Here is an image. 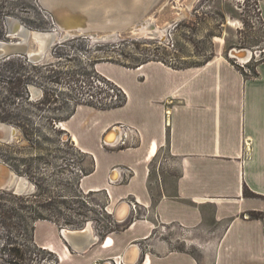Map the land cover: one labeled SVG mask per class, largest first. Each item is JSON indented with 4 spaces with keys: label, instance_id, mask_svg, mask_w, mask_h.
<instances>
[{
    "label": "crops",
    "instance_id": "crops-1",
    "mask_svg": "<svg viewBox=\"0 0 264 264\" xmlns=\"http://www.w3.org/2000/svg\"><path fill=\"white\" fill-rule=\"evenodd\" d=\"M259 15L264 23V0ZM258 61L245 63H255V77L221 55L183 69L158 61L97 64L125 101L104 110L77 105L61 122L90 160L78 190L101 195L109 218L134 200L146 214L127 211L102 237L86 224L59 240L37 241L35 226V243L57 264L127 261L130 247L137 251L131 264H264V62ZM118 124L137 130L135 143L103 147L101 139Z\"/></svg>",
    "mask_w": 264,
    "mask_h": 264
},
{
    "label": "rangeland",
    "instance_id": "rangeland-1",
    "mask_svg": "<svg viewBox=\"0 0 264 264\" xmlns=\"http://www.w3.org/2000/svg\"><path fill=\"white\" fill-rule=\"evenodd\" d=\"M6 18L20 22L30 33L54 32L57 41L37 63L23 55L0 59V124L14 131L0 141V163L13 174L11 186L0 189V249L8 236L2 213L9 209L14 210L8 220L14 226L12 237L17 236L21 218L29 223L28 217L38 215L56 224L36 221L37 241L53 236L59 240L62 229L80 230L86 224L100 237L114 229L108 224L103 197L79 192L78 179L90 168V160L66 142L60 128L77 104L113 102V95L97 82L105 79L107 85L112 84L97 73V64L133 67L159 60L178 69L200 65L216 55L233 62L228 56L232 49H247L253 59H264L259 0H156L138 27L145 29L146 36L155 37L106 42L83 37L59 42L63 32L56 29L39 0H0V42L18 41L6 37ZM29 45L35 49L33 42ZM253 64L248 66L253 68ZM31 87L40 91L36 99H32ZM20 179L26 186L15 194Z\"/></svg>",
    "mask_w": 264,
    "mask_h": 264
},
{
    "label": "bare ground",
    "instance_id": "bare-ground-1",
    "mask_svg": "<svg viewBox=\"0 0 264 264\" xmlns=\"http://www.w3.org/2000/svg\"><path fill=\"white\" fill-rule=\"evenodd\" d=\"M41 2L53 12L58 24L66 30L78 26L102 30L128 28V33L131 35L138 33L145 35V29L139 31L138 27L148 8L151 6V0H41ZM6 24L7 32H13L12 34L15 33V35H7V37L20 40L16 42L11 40L8 42L9 44L0 42V51L3 53L6 52L8 47H18L24 44L26 46L27 55L30 56H28L30 60L39 59L40 61L41 58H37L38 55L41 56L48 43L52 44L57 40L55 34L52 32H42L40 34L27 32L21 27L20 22L11 18ZM64 33L66 35V31ZM64 33L62 36H65ZM29 42L35 44V49L30 50ZM231 53L239 56L238 59L242 63H247L253 56V53L247 49H233ZM230 57H232V55H230ZM31 96L32 99H36V92L32 91ZM8 132L9 134H14L13 130L9 131L6 125L0 124V134L3 135L5 133L7 135ZM18 181L17 187H15L16 191L20 187L25 186V183L21 179ZM10 183L11 179H9L7 186L10 185ZM123 207L121 215L120 212L117 211V215L120 219H124L128 211L126 206ZM70 232V230L62 229L60 236L63 237V233L71 234ZM128 252L132 256L128 258L126 262L131 264L135 260L137 251L135 248H132Z\"/></svg>",
    "mask_w": 264,
    "mask_h": 264
},
{
    "label": "trees",
    "instance_id": "trees-1",
    "mask_svg": "<svg viewBox=\"0 0 264 264\" xmlns=\"http://www.w3.org/2000/svg\"><path fill=\"white\" fill-rule=\"evenodd\" d=\"M97 44H101V43H97ZM209 60H207V61H209ZM152 61L162 62L159 60H152ZM207 61H205V62H207ZM99 62H101V60ZM146 62H150V61L147 60L141 64H144ZM230 62L232 65H234V67L238 71L243 73L245 76L255 77L257 75L256 70L254 68L255 63L253 64V68H250L248 66L250 63L248 65H246V68L249 70V74H246L245 73L246 72L245 67H240L239 65L233 63L232 61H230ZM258 62H264V59H261ZM111 63H113V62H111ZM204 63H202V64H204ZM202 64H200V65H202ZM137 65H140V64H137ZM200 65H195V66H200ZM189 67H193V66H189ZM185 68H188V67H185ZM174 69H176V68H174ZM178 69H183V68H178ZM102 81H105V79ZM105 82H107V81H105ZM124 101H125V96H124V94H122L121 97L119 98V100L116 102L111 101L112 103H110V104H104V105H100V106H95V105L89 104V106L104 110V109H111V108L121 106L124 103ZM73 110L71 111V113L73 112ZM66 142H69L71 144V141H69L68 139L66 140ZM90 170L91 169L89 168L88 170L84 171L82 174H86V172H90ZM244 194H245V196L249 195L248 192H245ZM8 195L14 197L16 200L21 199L19 196L11 195L10 193ZM25 197H26V199H29V198L35 199V195H26ZM13 213H14L13 209H9L8 211L2 213V217H3L2 226L5 227V230L7 231L8 236L6 237L5 241L3 243H1V249H0V261H1V263L2 264H57L58 259H57L56 255L53 252H51L50 250H47V249H44V248L38 246L35 243V239H34V231H35L34 226H35L36 221L47 220L51 223H54V224H56V223L54 221H52L51 219L42 218L39 215L35 216V217H28L29 221H30L29 223H27V220H25L24 218H21V220L19 222L20 224L18 225V228H17V231H18L17 236L12 237L10 234V231L12 228H14V226H13V224L9 223L10 221H8V220H10L13 217ZM32 214L35 215L33 211H32ZM252 216L256 217V215H254V214ZM109 219H111V217ZM109 221L110 220H108V222Z\"/></svg>",
    "mask_w": 264,
    "mask_h": 264
},
{
    "label": "water",
    "instance_id": "water-1",
    "mask_svg": "<svg viewBox=\"0 0 264 264\" xmlns=\"http://www.w3.org/2000/svg\"><path fill=\"white\" fill-rule=\"evenodd\" d=\"M39 1L41 3L42 7L49 12L50 17L53 19V22L55 24L56 29L62 31L63 33L66 31V35L62 36L61 39L58 40L59 42H61L63 40H67L69 38H75V37L88 38L89 40H91L93 42L117 41V40L125 38V37L126 38H136V37L152 38V37H155V36L141 35L139 33L135 34V35H131L128 33V28L119 29V30H110V29L102 30V29H96V28H89V27H85V26H78L76 28H69L66 30L64 27H61L58 24L53 12L48 7L44 6L42 4L41 0H39ZM155 1L156 0H151L150 5L152 3H154ZM145 16H146V14H145ZM8 20H10V18H6V23L8 22ZM167 25H169V22L165 26H167ZM12 33L13 32H11V33L7 32L6 37H7V35H15V33L14 34H12ZM52 33H54V32H52ZM18 55L25 56L29 62H32V63L39 62V59L30 60V58L28 57L27 52H26V46L24 44H21L18 47H8L6 49L5 53L0 51V59H8L9 57L18 56ZM230 55H232V58H236V59H238V57H239V56H236L235 54H232L231 50L228 52V56H230ZM7 139H9V138L7 137V135L5 133L3 135L0 134V141H5ZM11 177H13V174L10 171L9 167L3 163H0V189H6V188H9L11 186L10 185L7 187V183ZM14 192H15V194L16 193L20 194L23 192V190L21 189V190L16 191L14 189ZM120 207H123V206L120 205ZM119 208L116 209L114 214H115V217L118 221H122L123 219H120L117 215V211ZM80 231H82V230H80Z\"/></svg>",
    "mask_w": 264,
    "mask_h": 264
},
{
    "label": "built area",
    "instance_id": "built-area-1",
    "mask_svg": "<svg viewBox=\"0 0 264 264\" xmlns=\"http://www.w3.org/2000/svg\"><path fill=\"white\" fill-rule=\"evenodd\" d=\"M229 58L233 59V62L237 65H239L240 67H244L245 63H242L241 61H239V59L236 58H232L229 56ZM99 86L108 89V91L110 92V94L113 95L112 100L114 102L118 101L119 98L121 97L122 94H124V92L115 84H109L107 85V82H105L106 85H104V83L102 81H97ZM164 124L165 126H169V121L167 119V117L164 120ZM64 137H66V135L64 134ZM138 138V132L136 129L124 125V124H118L115 127H112L107 133L106 135L101 139V145L105 148H110V149H115V148H122V147H126V146H131L135 143V139ZM67 140V137H66ZM121 174H123L124 176L128 174L127 170L124 171H120ZM122 180V178H120V181ZM113 182V181H111ZM121 206H125L124 204H120ZM126 206L128 207V214L136 217H144L145 216V212L142 208V206L137 202V201H129ZM120 207V206H119ZM120 221H118L115 217V214H113L111 216L110 221L108 222V224L110 226H115L116 224H118ZM161 230H165L164 228H161ZM133 247H130L128 250L132 249ZM128 264L125 259L123 257H117L116 259H113L111 261H107L104 264Z\"/></svg>",
    "mask_w": 264,
    "mask_h": 264
},
{
    "label": "flooded vegetation",
    "instance_id": "flooded-vegetation-1",
    "mask_svg": "<svg viewBox=\"0 0 264 264\" xmlns=\"http://www.w3.org/2000/svg\"><path fill=\"white\" fill-rule=\"evenodd\" d=\"M15 23H16V22H15ZM14 30H17V29H14ZM18 31H19V30H18ZM25 31H26V30H25ZM27 32H28V31H27ZM34 33L40 34V33H42V32H34ZM44 33H45V32H44ZM17 40L19 41L20 39H17ZM15 42H16V41H15ZM6 43L9 44L8 42H6ZM17 44H19V43H17ZM50 45H51V44L48 43L46 49H48V47H49ZM46 49H45V51L42 52L41 56L38 55L37 58H41V59H42L43 55H44L45 52L47 51ZM28 56H29V55H28ZM29 57H30V56H29ZM29 90H30L31 95H32V91H35V92H36V96H37V94L40 95V91L37 90V89H35V88H32V87H31ZM22 181H23V180H22ZM23 182L25 183V186H26V182H25V181H23ZM25 186H24V187H20L18 190H21V189L23 190V189L25 188Z\"/></svg>",
    "mask_w": 264,
    "mask_h": 264
}]
</instances>
